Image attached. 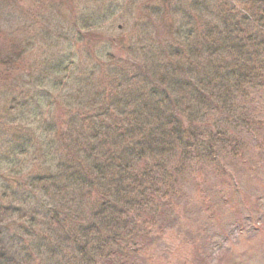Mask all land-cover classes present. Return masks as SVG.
<instances>
[{
	"label": "rangeland",
	"instance_id": "obj_1",
	"mask_svg": "<svg viewBox=\"0 0 264 264\" xmlns=\"http://www.w3.org/2000/svg\"><path fill=\"white\" fill-rule=\"evenodd\" d=\"M258 1L0 0V176L50 172L45 143L67 137L69 118L85 109L73 108L78 103L73 86L87 94L107 93L124 82L142 97L157 86L159 98L150 102L157 114H173L161 100L168 98L187 109L199 130L209 126L214 134L228 122L238 140L230 147L219 145L215 159L193 162L188 187L179 191L185 199L169 212L172 224L155 259L139 264H264V141H257L264 139V125L253 134L239 125V95L225 101L223 110H213L205 89L201 101H192L178 89L172 92L167 80L172 49L193 41L175 35L177 24L199 29L194 37L203 43L230 5L239 15L240 4L256 8ZM222 57L225 64L239 62L234 51ZM64 66L66 73L60 70ZM184 72H177L182 81L187 80L179 77ZM246 100L247 109L254 110L251 120L264 122V103ZM193 110L202 114L194 117Z\"/></svg>",
	"mask_w": 264,
	"mask_h": 264
},
{
	"label": "trees",
	"instance_id": "obj_2",
	"mask_svg": "<svg viewBox=\"0 0 264 264\" xmlns=\"http://www.w3.org/2000/svg\"><path fill=\"white\" fill-rule=\"evenodd\" d=\"M255 7L242 3L239 15H234L230 5L214 30H208L212 35L201 36L207 37L203 43L194 37L199 29L184 30L177 24L175 35H185V41L190 37L195 45L191 41L190 46L172 49L169 56L174 59L167 67L172 92L178 89L199 102L205 89L213 110H223L225 101L239 95L235 113L242 117L239 125L251 134L264 125L251 120L254 110L244 103H264V0ZM229 51L239 62L225 64L222 56ZM60 70L66 73L67 66ZM182 70L179 77L186 76L185 82L177 76ZM123 83L113 84L107 93L87 94L84 87L73 86L78 96L73 108L85 109L80 117L69 118L67 137L45 143L50 172L0 176V264L150 262L172 224L169 212L185 199V192L179 191L188 187L193 162L217 158L215 150L225 142L229 147L236 144L238 138L230 133L235 127L228 122L227 127L217 126L221 132L214 134L209 126L199 130L176 101L161 98L173 109L172 115L150 108L159 98L157 86H150V94L142 97ZM193 111L194 117L202 114ZM207 114L206 110L204 117Z\"/></svg>",
	"mask_w": 264,
	"mask_h": 264
}]
</instances>
